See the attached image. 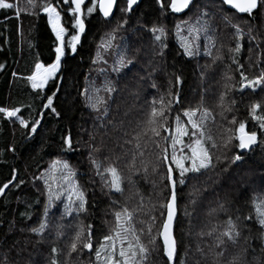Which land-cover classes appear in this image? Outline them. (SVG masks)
I'll return each instance as SVG.
<instances>
[{
    "label": "snow or ice",
    "instance_id": "snow-or-ice-1",
    "mask_svg": "<svg viewBox=\"0 0 264 264\" xmlns=\"http://www.w3.org/2000/svg\"><path fill=\"white\" fill-rule=\"evenodd\" d=\"M143 2L144 0H27L22 10L19 3L0 0V10H14L17 19L21 17L22 11L38 19L43 16L46 26L54 37L51 62L45 63L37 59L31 74L24 79L35 94V98L41 100V107L47 110V114H51L57 120H68L59 140L61 154L77 151V146L81 142L73 135V119L70 110L69 113H62L54 103L60 91L59 81L63 79L61 73L63 61L67 56L75 55L78 47L82 46V37L87 31V20L98 15L105 23L115 21L111 30L101 37L96 54L92 58L97 77H102V79L99 83L89 80L88 86L79 92V96L83 98L84 107L94 114L92 130L87 132L90 142L89 161L94 174L100 178L101 189H107L106 194L108 195H123L125 177L115 163L105 166L96 158V154L102 150L103 137L100 145H97L95 141L101 129L104 130V135H107L109 127H116L114 120L109 117L111 104L118 92V79L131 72L142 55L148 57L146 64L151 71H147V76L141 79L152 77L156 71L154 61L157 58L163 59L169 49L170 30L163 21L170 17H175L179 21L174 25L172 33L178 45L177 55L193 59L200 56L201 49H203L204 55L211 57V64L205 65V69L225 59L223 53L225 45L220 43L217 46V33L221 25L224 29H232L231 40L234 41V45L227 48L228 58L231 60L228 68L231 69L235 65L239 79L237 80L234 74L228 72L224 75L223 91L219 96L218 107L221 109L219 113L221 120L226 122V126L221 124L223 131L219 139L208 130V123L209 121L214 123L215 116L203 106V95L197 107L183 111L186 122L182 121L180 115H177L174 130L169 125V113L173 104L181 103L177 86L183 83L182 76L173 73V78L169 82L171 85L169 90L165 95L154 98L150 102L145 114L146 118L141 122L142 126L139 131H136L131 140L125 141V143L136 141V151L132 155V161L129 164L130 175L127 178L130 185L135 184L132 176L138 174L141 168L144 173L148 171V166L143 161H141V168H137L135 164L136 156L144 155L140 140L146 137L156 148L160 149L157 154L158 163L153 164L152 172L159 175L160 166L165 167L161 182L163 190H167L168 195L158 205L162 219L156 228L155 235H153L151 224L147 228H137L135 223L137 210L129 209L124 204L112 212L114 225L108 234L96 242L95 246L93 225L78 220L74 226V234L70 236L71 242L63 264H71L73 253L79 259L85 250L91 254L89 264H160V261L163 264H187L186 260L180 258L181 241L178 240L174 231L177 218L178 186H184L191 178L214 171L222 161L227 163L221 172H227L232 165L238 166L245 162L246 158L257 148L264 152V103L254 101L248 107L247 117L254 122L257 129L252 130L248 127L246 120L238 119L234 114L237 111V101L230 97V93L234 90H238L241 94L246 90H251L253 93L259 90L260 93H264V69L250 78L243 70L244 65L239 61V54L242 52L245 39L250 45V53L253 43L259 49L257 66L264 58V48L260 47L264 44V0H149L148 8L152 13L151 18L148 14L139 11ZM134 15L138 18L135 26H132L130 21ZM129 28L134 35L139 34L135 42L121 35L122 32H128ZM143 34L150 37L147 48L137 46ZM109 59H111V64H109ZM249 59L251 60V55ZM4 68L5 65L0 64V70ZM112 74H115V78ZM12 75L16 76L17 73L13 72ZM205 75L206 72H202V78ZM86 80H88L87 77ZM50 83L55 85V90L48 94ZM151 87L156 88L157 86L153 83ZM26 107L31 108L32 106L27 105ZM229 113H233L231 119L227 115ZM45 115L46 112L40 111L36 118L29 119L24 116L20 107L0 106V118L18 124L26 140L34 138ZM80 131L87 130L81 128ZM164 132H168L169 136H164ZM185 137H188V142H185ZM161 141H170V144L166 143L165 147H161ZM169 147L171 148L170 155ZM8 150L13 153L17 151L15 146ZM214 153L220 154L214 155ZM219 178L218 176L217 179ZM260 179L261 188L251 189L256 192V195L251 198L254 216L251 211L245 215L240 208L235 210L238 213L235 216L227 214L228 209L225 203H220L218 209H213V212L219 211L227 214V219L219 221L207 233H200L201 236L206 235L212 239V243L208 245V253L213 256L212 264H218V258L224 256L228 245H240L241 241L245 245L242 248V254L233 255L228 264H249L246 256L250 241L258 239L264 245V174ZM26 183L20 178L19 170L13 167L9 178L0 184V197H6L7 193L12 190L21 189ZM31 183L40 190L44 197L43 211L32 226L26 229L20 228L19 231H27L29 235L37 238V243H42L46 234L59 240L61 236L66 235V229L71 227L63 223L67 217L74 216L78 219L81 215L88 213V196L77 180V171L68 160L60 155L52 159L43 170L39 171V174L33 175ZM163 190L161 195H163ZM17 200L26 204L25 211L21 212L20 216L25 221L31 220L32 204L21 201L20 197H17ZM35 203L40 204L41 201L37 199ZM118 204V201H112L113 206ZM139 207L143 208L142 197ZM57 213H59L58 220L55 219ZM185 214L188 215L187 210ZM150 219L152 224H155L157 217L151 216ZM14 229L15 221H12L9 231ZM145 236L147 242L144 240ZM18 243L19 241L15 242V244ZM15 244L13 248H9L3 255H0V264H16L15 261L9 259ZM196 250L201 255H205L204 249L199 245ZM61 251L53 245L46 258L47 264H61L58 259ZM260 252L261 256H254L252 264H264V247L260 248ZM16 255L19 256L20 251H17ZM29 264H36V262L29 261Z\"/></svg>",
    "mask_w": 264,
    "mask_h": 264
},
{
    "label": "trees",
    "instance_id": "trees-1",
    "mask_svg": "<svg viewBox=\"0 0 264 264\" xmlns=\"http://www.w3.org/2000/svg\"><path fill=\"white\" fill-rule=\"evenodd\" d=\"M11 2L19 3L22 10L27 4V0H11ZM148 2L149 0H144L139 11L148 14V17L151 18L152 13L148 8ZM137 18L138 16L134 15L130 25L135 26ZM177 22L179 21L175 17L163 21L170 30L169 49L163 59L157 58L154 61L156 71L151 78L141 79L147 76V71H151V68L146 64L148 57L142 55L136 67L117 81L118 92L111 104L109 117L114 120L116 127H109L107 135H104V130L101 129L95 141L97 145H100L103 137L102 150L96 154V158L105 166L109 163H115L125 177L123 195H108L106 194L107 189H101L100 178L94 174L89 161L90 142L87 132L92 130L94 114L84 107L83 98L79 96V92L88 86L89 80H95L99 83L102 79V77H97L95 66L92 65V58L96 54L101 37L111 30L115 21L105 23L98 15L87 20V31L82 37V46L78 47L75 55H69L63 61L61 70L63 79L59 81L60 91L54 103L62 113H69L70 110L73 119V135L81 142L77 146V151L61 154L59 140L68 120H57L51 114H47V110L41 107V100L35 98V94L24 79L31 74L37 59L45 63L51 62L54 37L46 26L43 16L38 19L22 11L21 17L17 19L14 10H0V64L5 65V68L0 70V106L20 107L24 116L29 119L36 118L40 111L46 112L37 134L34 138L27 140L21 134L18 124L0 118V153H2L0 155V184L9 178L13 167L19 170L20 178L27 182L21 189L12 190L7 193L6 197H0V255H3L9 248H13L15 242L19 241L9 255L10 260L15 261L16 264H29V261H35L36 264H47L46 258L54 245L62 250L58 259L63 264L71 242L70 236L74 234V226L78 220L93 225V243L95 246L96 242L108 234L113 227L114 216L112 212L124 204L129 209L137 210L136 227L147 228L151 224L153 235H155L156 228L162 219L158 205L168 195L167 190H163V183L161 182L165 167L160 166L159 175L152 172L153 164L158 163L157 154L160 149L156 148L146 137L140 140L144 155L142 157L137 155L135 164L137 168H141V161H143L148 166V171L144 173L141 168L138 174L132 176L135 184L130 185L127 178L130 175L129 164L132 161L133 153L136 151V141L133 140L132 143H125V141L131 140L136 131H139L142 126L141 122L146 118L145 114L150 102L154 98L165 95L169 90L171 87L169 82L173 78V73L181 75L183 83L177 86L180 91L181 103L173 104L169 113V125L174 130L175 116L177 115H180L182 121L186 122L183 111L197 107L201 103V95H203V106L215 116L214 123L209 121L208 130L219 139L223 131L221 124L226 126V122L221 120L219 115L221 109L218 107L219 96L223 91L224 75L228 72L234 74L237 80L239 79V73L235 71L236 66L233 65L231 69L228 68L231 60L228 58L227 48L234 45V41L231 40L232 29H224L221 25V29L217 33V46L220 43L225 45L223 49L225 59L218 61L211 68L205 69V65L211 64V57L205 56L203 49H201V55L193 59L177 55L178 45L172 34ZM121 35L129 37L135 42L139 34L134 35L129 28L128 32H122ZM149 42L150 37L143 34L140 44L137 46L147 48ZM243 45L242 52L239 54V61L244 65L243 70L251 78L264 69V58L257 66L259 49L253 43L250 53V45L247 39L243 41ZM260 47L264 48V44H261ZM213 52L215 54V49ZM250 55L251 60L249 59ZM109 64H111V59H109ZM13 72H16L17 75L13 76ZM202 72H206L203 78ZM112 75L115 78V74ZM153 83L156 84V88L151 87ZM53 90H55V85L50 83L48 94H51ZM230 97L237 101V111L234 113L237 118L246 120L250 129L257 130L254 122L247 117V110L254 101L264 103V93H260L259 90L256 93L246 90L241 94L238 90H234L230 93ZM27 105L32 107L28 108ZM227 115L231 119L233 113ZM81 128L87 131L81 132ZM167 133L164 132L163 135L167 136ZM184 139L185 142H188V137ZM160 143L161 147H165L166 143L170 144V141H161ZM12 146L17 149L15 153L8 150ZM42 147L43 151H41ZM168 152L170 155V147ZM219 154L214 153V155ZM57 155L68 160L77 171V180L88 196L89 211L78 219L74 216L67 217L63 223L71 227L66 229V235L61 236L59 240L46 234L44 241L37 243L36 237L29 235L27 231L21 232L19 229L32 226L41 216L44 197L40 190L31 183V179L33 175L39 174V171L43 170L52 159L57 158ZM226 163V161H222L214 171L191 178L184 186L177 188L178 217L175 235L181 241L180 258L186 260L187 264H197V262L199 264H212L213 256L208 253V245L212 243V239L206 235L201 236V232L207 233L219 221L226 220L227 214L237 215L238 213L235 211L237 208H240L245 215L249 211L253 216L255 215L251 198L256 195V192L251 191V189L259 190L261 188L260 178L264 174V152L257 148L254 153L246 158L245 162L238 166L232 165L227 172H221ZM218 176L219 179H217ZM162 190L163 195L160 194ZM17 197H20L21 201L32 204L30 209L32 212L31 220L25 221L20 216V213L25 211L26 204L19 202ZM141 197L143 198L142 209L139 207ZM37 199L41 201L40 204L35 203ZM113 200L118 201L119 204L113 206ZM220 203H225V207L228 209L227 214L219 211L213 212V209H218ZM154 206L155 210H153ZM186 210L188 215L185 214ZM53 211H56L55 208ZM151 216L157 217L155 224H152ZM55 219H59V213L56 214ZM12 221H15V229L10 232V222ZM144 240L147 242L146 236ZM197 245L204 249L205 255H201L196 250ZM244 246L243 241L240 245H228L224 256L218 258V264H228L233 255L242 254ZM261 247L264 245L261 244L260 240L253 239L250 241L246 256L249 264H252L254 256H261ZM17 251H20L19 256L16 255ZM90 256L91 254L87 250L79 259L73 253L71 264H89ZM160 264L163 262L160 261Z\"/></svg>",
    "mask_w": 264,
    "mask_h": 264
},
{
    "label": "water",
    "instance_id": "water-1",
    "mask_svg": "<svg viewBox=\"0 0 264 264\" xmlns=\"http://www.w3.org/2000/svg\"><path fill=\"white\" fill-rule=\"evenodd\" d=\"M168 136H169V133H168ZM177 217H178V197H177ZM176 221H177V218H176ZM176 221H175V225H174V231H175Z\"/></svg>",
    "mask_w": 264,
    "mask_h": 264
},
{
    "label": "rangeland",
    "instance_id": "rangeland-1",
    "mask_svg": "<svg viewBox=\"0 0 264 264\" xmlns=\"http://www.w3.org/2000/svg\"><path fill=\"white\" fill-rule=\"evenodd\" d=\"M167 136H168V133H167Z\"/></svg>",
    "mask_w": 264,
    "mask_h": 264
}]
</instances>
